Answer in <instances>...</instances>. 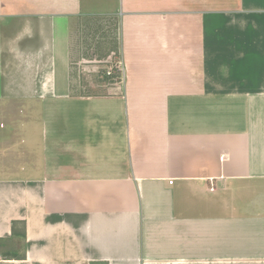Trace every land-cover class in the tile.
<instances>
[{"label": "crops", "instance_id": "0c3cea01", "mask_svg": "<svg viewBox=\"0 0 264 264\" xmlns=\"http://www.w3.org/2000/svg\"><path fill=\"white\" fill-rule=\"evenodd\" d=\"M0 258L264 264V0H0Z\"/></svg>", "mask_w": 264, "mask_h": 264}, {"label": "rangeland", "instance_id": "374dc122", "mask_svg": "<svg viewBox=\"0 0 264 264\" xmlns=\"http://www.w3.org/2000/svg\"><path fill=\"white\" fill-rule=\"evenodd\" d=\"M101 25L102 24L98 21H94L85 26L81 31L83 34L82 42L85 41L88 46L90 44L87 48L88 56L80 61L81 69L85 77H88V74H91L93 79H98L99 76H102L121 82L123 78V69L120 60H117L115 54L110 58H108V55L106 56V53H109V50L115 49L117 40L112 39V36H106L104 33L107 32V30L103 32V29L99 28ZM114 40L115 42H112ZM82 47L84 48V43ZM107 71L111 72V76H107ZM15 120L17 122L14 124L18 125L19 114L15 117Z\"/></svg>", "mask_w": 264, "mask_h": 264}, {"label": "built area", "instance_id": "2783aa9c", "mask_svg": "<svg viewBox=\"0 0 264 264\" xmlns=\"http://www.w3.org/2000/svg\"><path fill=\"white\" fill-rule=\"evenodd\" d=\"M107 76H111V72L110 71H107ZM0 260H1V258H0Z\"/></svg>", "mask_w": 264, "mask_h": 264}]
</instances>
